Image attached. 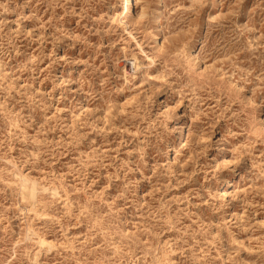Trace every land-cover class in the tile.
<instances>
[{
  "label": "rangeland",
  "instance_id": "374dc122",
  "mask_svg": "<svg viewBox=\"0 0 264 264\" xmlns=\"http://www.w3.org/2000/svg\"><path fill=\"white\" fill-rule=\"evenodd\" d=\"M123 3L0 0V264H264V0Z\"/></svg>",
  "mask_w": 264,
  "mask_h": 264
},
{
  "label": "bare ground",
  "instance_id": "6f19581e",
  "mask_svg": "<svg viewBox=\"0 0 264 264\" xmlns=\"http://www.w3.org/2000/svg\"><path fill=\"white\" fill-rule=\"evenodd\" d=\"M124 1V3H123V5L122 6H124V7H129V6H131L132 5V0H123ZM124 9V8H123ZM40 242V241H39Z\"/></svg>",
  "mask_w": 264,
  "mask_h": 264
}]
</instances>
